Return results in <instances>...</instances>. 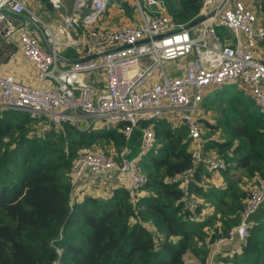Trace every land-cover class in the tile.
I'll use <instances>...</instances> for the list:
<instances>
[{
	"label": "built area",
	"instance_id": "obj_1",
	"mask_svg": "<svg viewBox=\"0 0 264 264\" xmlns=\"http://www.w3.org/2000/svg\"><path fill=\"white\" fill-rule=\"evenodd\" d=\"M32 1L0 0V31L6 43L14 36L18 38L22 55L34 66L39 80L53 79L55 84L48 89L31 88L18 84L12 76H0V108L27 112L55 127L69 123L83 132L119 128L125 140L118 151H83L74 158L69 174L74 199L83 196L81 187L87 179L106 183L113 176L126 180L132 195L141 197L145 193L147 177L140 158L154 148L155 132L152 125L143 128L140 152L132 157L130 143L141 122L167 120L185 125L192 165L168 182L178 183L186 190L204 162L210 174L221 173L230 166L222 156L207 160L202 151L199 113L211 92L225 85H237L264 115V62L256 54L264 43V19L244 0H226L212 16L208 15L223 0H201L196 18L207 19L190 29L186 28L189 23L178 24L172 18L165 0H134L136 19L116 28L98 26L115 0H72L70 13L64 0H49L54 10L66 11L58 19L56 33L44 25L52 52L42 46L28 26L9 18V14L28 15L31 24L38 28L43 22L32 12ZM37 7L42 8L43 3L39 1ZM81 27L86 30L84 40L76 37ZM62 45L82 50L85 58L64 70L58 68L56 48ZM177 62H186L180 75L169 69ZM97 71H103L105 76L103 93L88 80ZM246 180L247 187L243 181L242 189L247 198L239 224L227 237L218 239L216 246L227 241L245 244L251 218L264 204V178ZM187 206L194 221L206 220L199 210L200 201L193 195L188 197Z\"/></svg>",
	"mask_w": 264,
	"mask_h": 264
},
{
	"label": "trees",
	"instance_id": "obj_2",
	"mask_svg": "<svg viewBox=\"0 0 264 264\" xmlns=\"http://www.w3.org/2000/svg\"><path fill=\"white\" fill-rule=\"evenodd\" d=\"M256 6L264 17V0ZM167 8L185 25L198 16L201 0H167ZM244 95L218 90L215 96L230 111L217 124L199 119L209 132L221 130L223 142L209 140L208 148L235 164L221 172L228 179L223 189L204 191L198 171L186 190L169 183L192 165L186 127L141 122L130 143L132 157L140 152L143 128L152 125L155 132L154 148L140 158L147 177V194L141 197L120 187L109 196L72 197L69 174L79 150L100 140L124 146L119 128L83 132L69 123L55 127L27 112L0 108V264H182L190 249L208 264L205 228L215 217L194 221L188 197L199 195L215 205L223 229L213 232V244L239 223L247 198L243 178H264V115ZM213 99L209 105L217 102ZM237 168L244 177L229 180L230 170ZM199 243L202 251H197ZM240 245V253L221 262L264 264V204Z\"/></svg>",
	"mask_w": 264,
	"mask_h": 264
},
{
	"label": "crops",
	"instance_id": "obj_3",
	"mask_svg": "<svg viewBox=\"0 0 264 264\" xmlns=\"http://www.w3.org/2000/svg\"><path fill=\"white\" fill-rule=\"evenodd\" d=\"M43 3L42 8L37 7L38 2ZM224 1V0H223ZM221 2V4L223 3ZM246 4L252 8L255 9L254 1L257 5V2L259 0H244ZM67 11L70 13L73 8V1L72 0H64ZM167 5V0H165ZM220 4V6H221ZM31 10L34 12L43 22L39 23L38 28L34 27L31 22L29 21L28 15H22V16H15L12 14H9V18L13 20L16 24H25L29 27V30L32 34H35L38 38L42 46L48 51L52 52L53 45L48 41V36L45 35V26L47 25L54 33L57 32L59 28L58 19H61L64 14L66 13L65 10L57 11L54 10L49 3V0H33L31 5ZM256 10V9H255ZM149 11V10H148ZM152 9L149 12H153ZM137 16V7L135 5L134 0H115L111 5H109V8L105 15L101 18L99 21V27L102 28H116L120 26L123 23H131L136 19ZM86 30L84 28H79L76 37H80L81 40H84ZM56 54H57V66L58 68L64 70L68 67H70L73 62L79 59H83L84 53L81 50V52L74 50L71 47L62 45L57 46L56 48ZM256 54L259 59H261L264 62V43L259 46V48L256 51ZM186 66V62H177L174 64L169 65V69L175 73V75H180L183 73ZM180 68V69H178ZM0 76H12L14 77L15 81L20 85H25L31 88H42V89H48L53 84H55V81L53 79H48L44 82L38 79L36 75V71L34 69V66L30 63H28L23 55H22V49L19 43V40L16 36H14L9 43H6L3 35L0 31ZM88 80L90 83H93L97 89L98 92L103 93L106 90V80L103 71H97L94 74H91L88 76ZM202 120L209 121L211 124H215L211 121V119H208L206 117L199 118ZM171 123V122H170ZM173 123V122H172ZM174 124V123H173ZM203 124V123H202ZM175 126H178L177 124H174ZM203 130V129H202ZM209 131V129H207ZM220 132V133H219ZM216 134L215 138H210L209 140H214L215 142H223L222 139H219L221 137H217L218 134L221 135V130H215L213 135ZM204 135V131L202 136ZM208 140V141H209ZM208 141H205V139H202V151L204 155H206L207 160L212 159L214 157L219 156L217 152V148H208ZM189 147V146H188ZM189 150V148H188ZM233 164V163H231ZM235 165V164H234ZM232 166V165H230ZM235 170V169H234ZM198 173H202V182L200 185H202L204 191H209L211 188L215 189H223L226 187L228 179L223 176L222 173L218 174H210L208 173L206 169V163L200 165L199 169L197 170ZM204 171V172H203ZM207 173L208 176L207 177ZM230 180V179H229ZM124 188L129 191L128 182L124 179H119L117 176L111 177V180L109 182L102 181V179H87L84 183V185L81 187V192L84 195L90 194L94 196H99V191L106 190L105 196H109L112 194V191L116 188ZM188 187V186H187ZM186 187V188H187ZM97 191V193H89L90 191ZM147 194L146 192L143 194ZM142 195V196H143ZM82 195H78V198H82ZM199 200L201 203V212L208 220L213 216L215 213L213 210V207H211L209 210L206 209L207 203H205V199L202 196L193 194V198ZM204 207H202L204 204ZM215 209V208H214ZM213 210V211H212ZM228 242V241H227ZM226 242H224L222 245H224ZM221 245V246H222ZM230 251L229 253L226 252L227 256H232L234 253L238 252L240 253V243L239 245H229Z\"/></svg>",
	"mask_w": 264,
	"mask_h": 264
},
{
	"label": "rangeland",
	"instance_id": "obj_4",
	"mask_svg": "<svg viewBox=\"0 0 264 264\" xmlns=\"http://www.w3.org/2000/svg\"><path fill=\"white\" fill-rule=\"evenodd\" d=\"M254 5H255V9L257 10V6H256V3H255V1H254ZM258 11V10H257ZM259 12V11H258ZM263 19H264V17H263ZM225 87H226V93H228L229 95L231 94V93H233L234 91H239L238 89H239V87L237 86V85H233V84H230V85H225L224 87H221V88H219V89H216L214 92H211L210 94H209V97H208V99L203 103V107H202V110L200 111V113H199V118L201 117V118H204V117H206V118H208V119H211V121L213 122V123H218V121L219 120H221V119H223L224 118V115H225V113H227V112H229L230 111V105L228 104V103H226V102H221L220 101V98L219 97H217V96H215L216 95V93H217V91L218 90H223V89H225ZM243 93V92H242ZM244 96H246V97H250V96H248V95H244ZM212 97H214V99H216L217 100V102L214 104V105H209L210 103H211V99H213ZM211 98V99H210ZM213 99V100H214ZM207 105H209V106H207ZM256 105V104H255ZM259 108V107H258ZM164 121H167V120H164ZM44 125L42 126L43 128H44V126L46 125V124H48L47 122L46 123H43ZM200 125H201V128L203 129V131H204V135L202 136V139H205V141H208L210 138H215L216 137V134H214L213 135V132L211 133V132H209V131H207V128L204 126V124H202V123H200ZM179 126V125H178ZM104 128H96L95 130H103ZM78 130V129H77ZM220 133V132H219ZM221 135L220 134H218L217 135V137H220ZM220 139V138H219ZM123 146H121V147H117V145L113 142V141H103V140H100V141H98V142H96L95 144H92L90 147H84V148H81L80 150H79V152H78V154L80 153V152H83V151H91V152H98V151H102V152H107V153H110V152H114V151H118L119 149H121ZM232 165V167H234L235 165H234V163L233 164H231ZM229 179L231 180V181H239L241 178H243L244 177V172H243V170L242 169H239V168H237V169H232V170H230V172H229ZM242 180V179H241ZM243 181H245V184H244V186H245V188L247 187V184H248V180H246V177H245V180H243ZM106 190H103L102 192L101 191H99V193H98V195H99V197H103V196H105V194H106ZM146 192V191H145ZM89 193H97V191H90ZM196 196V195H195ZM196 199H200V198H197L196 197ZM202 202H200V204H201ZM205 203H207L208 205H206V209L207 210H209L211 207H213V210H214V214H213V216L215 217V218H213V216L211 217V218H213V221L211 222V225H209L208 227H206L205 228V236L207 237V245H206V250H208V248L210 247L211 248V252H210V255H209V259L207 260L208 262V264H223L222 262H221V260H222V258L224 257V256H227L226 255V252L227 253H229V251H230V246L229 245H239V241H234V242H230V241H228V242H226L224 245H220V246H216L214 243L213 244H211L212 243V240H210L211 239V237L213 236V232L216 230V229H218L219 231H222V226H221V224H220V222L218 221V219H219V214L217 213V210H216V208H215V205L212 203H210V202H207V201H205ZM205 203L204 204H202L203 206L202 207H204V205H205ZM215 208V209H214ZM212 210V211H213ZM211 218H209V219H211ZM208 219V220H209ZM206 221V220H205ZM202 222H204V221H202ZM198 223H201V222H198ZM239 224V223H238ZM237 224V225H238ZM175 241H177V240H175ZM202 244L201 243H199V245H198V249H197V251H202V249H204L202 246H201ZM209 248V249H210ZM234 255V254H233ZM202 256V255H201ZM201 256L199 257L198 255H196L195 253H194V251L192 250V249H190L186 254H185V256H184V259H183V263L182 264H203L202 263V260H201ZM230 256V255H229Z\"/></svg>",
	"mask_w": 264,
	"mask_h": 264
},
{
	"label": "water",
	"instance_id": "obj_5",
	"mask_svg": "<svg viewBox=\"0 0 264 264\" xmlns=\"http://www.w3.org/2000/svg\"><path fill=\"white\" fill-rule=\"evenodd\" d=\"M225 2L226 0L223 1V3L221 4V6L218 7V9L214 10L210 15L208 16H212L214 15L217 11L221 10V8L225 5ZM207 19V16H203V17H199V18H196L195 20H193L192 22H190L186 28L187 29H190L194 26H197L199 25L200 23L204 22L205 20Z\"/></svg>",
	"mask_w": 264,
	"mask_h": 264
}]
</instances>
